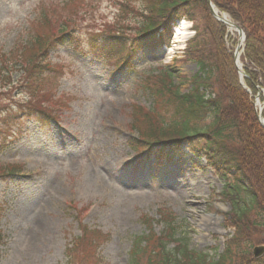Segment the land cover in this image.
I'll list each match as a JSON object with an SVG mask.
<instances>
[{
    "label": "rangeland",
    "instance_id": "obj_1",
    "mask_svg": "<svg viewBox=\"0 0 264 264\" xmlns=\"http://www.w3.org/2000/svg\"><path fill=\"white\" fill-rule=\"evenodd\" d=\"M151 7L150 0H0V56L10 65L30 32L54 33L63 23L68 38L48 51L41 82L28 88L17 72L16 87L0 89V264H66L83 225L100 235H93L92 259L84 264H127L134 238H164L168 225L174 239L210 259L232 240L229 207L219 198L224 183L203 160L158 168L129 146L136 137L133 107L146 112L155 103L146 85H158L167 69L185 93L199 69L184 54L195 32L188 21L190 37L171 41V58L163 50L138 54L130 74L106 57L101 48L113 43L126 55ZM237 43L229 31L226 48L234 51ZM31 105L48 114L41 117L47 125L14 113ZM163 114L158 110L152 121L158 115L165 121ZM12 166L21 168L5 176Z\"/></svg>",
    "mask_w": 264,
    "mask_h": 264
},
{
    "label": "trees",
    "instance_id": "obj_2",
    "mask_svg": "<svg viewBox=\"0 0 264 264\" xmlns=\"http://www.w3.org/2000/svg\"><path fill=\"white\" fill-rule=\"evenodd\" d=\"M209 1L244 32L240 58L246 75L243 82L254 96L264 90V0ZM150 3L148 21L129 44L126 55H122L123 45L113 43L101 48L106 57H116L118 69L128 68L132 72L136 54L166 46L170 28L185 18L193 23L195 36L184 54L199 69L185 93L173 85L170 70L161 74L158 85H146L155 103L146 112L143 107H133L136 137L129 146L143 161L157 167L175 165L188 157L195 163L203 160L205 167L224 183L219 198L229 207L228 224L235 233L222 255L210 259L206 254L188 250L182 238L174 239V229L168 225L164 238L151 233L134 238L127 264H230L235 257L239 264H264V256L254 260L249 252L253 245L264 246V129L257 120L252 98L240 85L233 56L226 48V28L212 17L205 0ZM42 24L50 27L48 21ZM156 26L160 29L153 31ZM66 28L62 23L54 33L47 30L40 36L30 32L11 65L4 55L0 56V89L16 87L12 75L17 72L28 88L41 82L42 72L49 68L48 51L58 44L57 48L61 47L63 38L68 39L64 36ZM260 101L264 103L263 96ZM158 110L166 112L165 121H160V115L152 121ZM14 113L27 114L47 125L41 117L48 114L32 105L29 109L19 107ZM138 125L144 128L138 130ZM16 168L12 166L4 175L12 176L18 172ZM93 235L100 236L82 226L81 236L66 249V264H84L92 259ZM2 239L0 235V243Z\"/></svg>",
    "mask_w": 264,
    "mask_h": 264
},
{
    "label": "bare ground",
    "instance_id": "obj_3",
    "mask_svg": "<svg viewBox=\"0 0 264 264\" xmlns=\"http://www.w3.org/2000/svg\"><path fill=\"white\" fill-rule=\"evenodd\" d=\"M221 18H222V20H224L226 22L228 30L230 32H232L230 20L226 16H222ZM189 37H190L189 36V27H188L187 23L181 22L174 29L173 36H172V42L177 43V44H183L184 42H186L189 39ZM169 50L170 51H168V49L164 50V56H166V54H167V57H166L167 59L171 58V53L173 52V50H171V49H169ZM239 67H240V65H239Z\"/></svg>",
    "mask_w": 264,
    "mask_h": 264
},
{
    "label": "water",
    "instance_id": "obj_4",
    "mask_svg": "<svg viewBox=\"0 0 264 264\" xmlns=\"http://www.w3.org/2000/svg\"><path fill=\"white\" fill-rule=\"evenodd\" d=\"M205 1L209 5V7L211 9V15L214 18H216L218 21L224 23V21L217 16V13H216L215 9L213 8V6L211 5V3L209 2V0H205ZM231 26L237 31V34H238V37H239V43L237 44V47H236V49H235V51L233 53L234 54V59H236L237 58V55H238V50L240 48V42H243L244 41V35H243V32H242V30L240 29L239 26H237L235 24H231ZM241 75L244 76L243 73ZM258 121L262 125H264V121H263V119H262V117L260 115H258ZM252 254H253V257L255 259L261 257L264 254V247H262V246L255 247L253 249V251H252Z\"/></svg>",
    "mask_w": 264,
    "mask_h": 264
}]
</instances>
